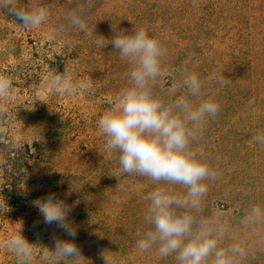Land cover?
Segmentation results:
<instances>
[{
	"label": "rangeland",
	"instance_id": "obj_1",
	"mask_svg": "<svg viewBox=\"0 0 264 264\" xmlns=\"http://www.w3.org/2000/svg\"><path fill=\"white\" fill-rule=\"evenodd\" d=\"M18 6H45L49 15L41 26L24 28L0 10V74L14 84L11 93L0 98L7 109L0 130L27 144L38 158L29 163L28 172L20 173L14 192L4 185L0 169V264H20L6 244L21 230L30 242L43 245L33 250L29 264H65L45 246H51L53 232L61 239L69 237L55 225H44L28 202L31 192L44 185L48 194L73 206L69 219L77 226L75 243L84 258L69 264H103L104 250L113 252L116 264H175L173 257L161 258L155 249L141 252L136 247L148 227L144 197L161 185L125 174L118 177L122 187L117 188L118 179L112 180L117 154L105 151V137L97 127L98 119L114 105L116 93L127 85L130 66L111 44L101 49L95 41L133 26L146 28L166 52L184 56L185 65L207 56L213 92L223 86L232 92L213 98L219 112L204 124L200 144L218 173L208 184L223 178L226 184L221 197L212 195L202 206L205 214L217 212L228 225L224 244L245 248L238 264H264V222H242L251 206L264 208V145L252 142L264 132V116L252 109L251 100L241 108L238 99L244 94L241 64L252 62L256 46L264 43V0H197L196 6L193 0H18ZM71 13L83 20L91 35L70 24ZM65 66L72 70L74 82L91 80L94 91L52 92L47 81ZM164 74L153 85L158 96L168 82ZM215 75H224L228 82L221 86L213 80ZM5 165L0 155V168ZM163 186L176 194L186 191L180 185ZM241 189L247 197L242 210L227 197ZM103 222L109 223L107 228L121 225L122 236L95 237V227Z\"/></svg>",
	"mask_w": 264,
	"mask_h": 264
},
{
	"label": "clouds",
	"instance_id": "obj_2",
	"mask_svg": "<svg viewBox=\"0 0 264 264\" xmlns=\"http://www.w3.org/2000/svg\"><path fill=\"white\" fill-rule=\"evenodd\" d=\"M196 4L197 0H193V6ZM0 10L24 28L41 26L49 15L45 6L25 9L18 6V0H0ZM69 22L86 35L92 34L75 13L69 15ZM118 31L122 34L115 32L111 39L99 35L103 39L97 38L95 43L101 49L111 44L120 58L128 62L130 69L125 74L128 83L116 93L114 105L98 119L97 127L105 137V151L117 154L119 171L113 177L137 174L161 185L144 197L148 202L144 223L148 227L138 239L137 249L141 252L155 249L161 258L173 257L175 264H238L239 258L246 254L245 248L240 244H224L228 225L217 212L205 214L202 206L209 191L208 181L217 179L218 173L200 141L206 118L216 116L219 104L211 97L200 99L205 94L204 83L196 72L187 69L179 73L186 91L165 102L155 94L153 85L162 75L166 49L144 27ZM216 80L221 86L228 82L224 75ZM13 87V80L0 74V98H6ZM47 87L57 94L94 91L91 80L74 82L68 66L55 72ZM197 100L199 103H194ZM6 113L7 109L0 104V118ZM252 142L264 145V132H258ZM81 183L87 185L86 179L81 178ZM163 185H180L186 191L176 194ZM116 187H122L120 181ZM31 203L44 225H55L69 237L61 239L52 233L51 246H45L51 256L65 264L83 257L75 243L77 226L69 219L73 206L51 193ZM242 222L246 225L264 222V208L251 206ZM37 246L43 245L30 242L22 230L6 244L20 264H29ZM100 255L103 264H116L111 250Z\"/></svg>",
	"mask_w": 264,
	"mask_h": 264
},
{
	"label": "trees",
	"instance_id": "obj_3",
	"mask_svg": "<svg viewBox=\"0 0 264 264\" xmlns=\"http://www.w3.org/2000/svg\"><path fill=\"white\" fill-rule=\"evenodd\" d=\"M10 49V48H7ZM162 69L166 75L167 84L164 90L159 91L161 97L165 102H168L172 99H175L177 96L182 94V92L186 91L182 88V82L179 77V73L181 70L187 69L190 72H196L201 80L204 83V96L200 99H207L209 97L215 98L217 95H229L232 93L230 90L226 91L223 86L221 90H215L213 92V88L210 87V82L208 81V70L209 64L207 56L204 58L199 57L196 60H193V63L190 65H185L186 58L180 54L175 52H166V55L162 59ZM250 63V66H249ZM61 66H59L60 69ZM240 84L244 88V94H240L238 99L240 100L241 108H245L246 101L251 100L253 103L252 109L262 116H264V43L259 44L255 48V52L253 54V61L248 62V64L242 63L240 68ZM60 71V70H57ZM217 75L213 80H216ZM224 90V91H223ZM223 95V94H222ZM249 97V98H247ZM194 103H199V100L194 101ZM0 155L5 161L6 165L1 169V175L3 180L5 181L4 185H8L11 191H16L18 188L17 181L21 176L20 173H26L29 171L30 166L29 163L35 160H38L37 157L30 152V149L27 144H21L19 142H15L11 139L9 134H6L0 130ZM38 156L40 154L37 153ZM119 171V164L114 167V174ZM113 174V175H114ZM119 177H122L119 176ZM117 178L114 177L112 179L115 181ZM222 179V178H221ZM222 183V184H221ZM224 178L218 184H210L209 191L207 195L203 198V200H207L212 195H218L224 190L225 184ZM239 192H235L231 194V196H227L229 198L230 203H234L242 210V207L246 205V194L244 191L238 190ZM48 195L47 187L44 185L40 189L34 190L31 192L29 196L28 202L30 203V207H32V201L37 198L45 197ZM225 196V194H221ZM221 197V196H219ZM27 202V203H28ZM109 225V223H107ZM106 222L99 224V226L95 227V237H111L113 239L120 238L123 233V228L121 225H115L107 228ZM43 254V253H42Z\"/></svg>",
	"mask_w": 264,
	"mask_h": 264
}]
</instances>
